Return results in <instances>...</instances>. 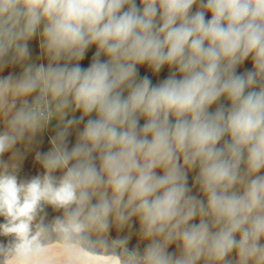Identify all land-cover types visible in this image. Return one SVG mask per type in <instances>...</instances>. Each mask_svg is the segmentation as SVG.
<instances>
[{
	"label": "clouds",
	"instance_id": "obj_1",
	"mask_svg": "<svg viewBox=\"0 0 264 264\" xmlns=\"http://www.w3.org/2000/svg\"><path fill=\"white\" fill-rule=\"evenodd\" d=\"M41 25L47 66L25 64ZM9 64L25 66L0 78V157L59 124L36 154L42 176L20 181L18 153L0 159V235L13 237L0 264H264V0H0ZM138 65L174 70L153 86ZM45 205L63 215L46 224ZM134 217L143 251L107 238Z\"/></svg>",
	"mask_w": 264,
	"mask_h": 264
},
{
	"label": "rangeland",
	"instance_id": "obj_2",
	"mask_svg": "<svg viewBox=\"0 0 264 264\" xmlns=\"http://www.w3.org/2000/svg\"><path fill=\"white\" fill-rule=\"evenodd\" d=\"M138 6L140 5V0H137ZM197 5L193 6L192 12H195L197 10ZM206 19L211 18V13L206 12ZM43 25H41V28L38 29L37 34L28 41V48L30 53V58L25 62L39 65L43 63L45 66H47L48 60L47 58L42 54V50L40 49V31L42 30ZM97 50L96 45H92L89 47V49L86 50L85 57L79 61V64L82 68L87 69L91 66L93 55L95 54ZM107 57L104 55H101V60H106ZM64 61H61V64H63ZM75 63V62H73ZM25 64H9L7 67H5L2 71H0V78L7 77L9 74L19 77L21 73L23 72V68ZM253 67V61L251 57H249L243 64L238 66L237 73H243L246 70H251ZM138 72L139 77L143 78L144 76H148L151 81L152 85L155 86L158 83H162L167 77L170 75L171 71L174 69H170L167 65L163 66L161 71L159 73H153V71L147 66V65H138ZM35 95V94H33ZM127 95V92H125V96ZM32 97H29L31 100ZM221 102L228 104L229 101L225 100L223 97L221 98ZM216 108V105H213L212 108H210V111H214ZM81 115V112H71L69 111V115L67 118H72L73 116L79 117ZM95 113L92 114L91 117H85L84 121H82L78 126H74L71 129H69V135L67 137L68 147L71 148L76 143L78 133L83 130L84 124L86 123L87 119L94 118ZM145 119L141 117L140 124L143 125L145 123ZM59 124V121L56 119H53L47 128L43 130L42 132H38L34 139L29 142L27 137L25 140L18 142L13 149L3 154L0 159H2L5 162H11L13 153H18V156L15 160V162L19 165L17 170V176L18 180L20 181H27L30 180L33 177H36L38 175L42 176L44 174V169L39 161L36 160V154L37 152L40 153H47L52 145H51V137L55 136L57 131V125ZM5 128V124L2 120H0V131H3ZM228 137H225L227 139ZM223 143V141H221ZM158 174H162V170L157 169ZM198 173V169H195L193 171H190L188 173V180L187 185L192 189L191 194L196 195L198 197L204 198L203 193L199 191V186L194 185V178ZM63 174L61 170H57L54 173V176L60 177ZM264 174V169L261 170V173ZM206 199V198H205ZM63 215V209L56 210L51 205H45L44 211L39 214V216L44 217V222L51 223L53 219L57 216ZM38 216V220H39ZM4 218L0 216V223H4ZM194 223L199 222V218L197 217L194 221ZM131 227H125L123 230L118 229L114 224L111 226L109 233L107 234V238L109 241L113 239H122L125 236H130L129 242L127 247L129 249H134L139 245V248L141 251L146 247V245L150 242L148 240H142L139 235V221L137 218H133V220L130 222ZM239 238V234H237V239ZM13 241V237L11 236H3L0 235V244H3L7 246ZM168 251L170 253H175L176 255L180 254L179 247L176 243L169 246ZM231 258H236V253L233 252L231 254ZM198 264H203V261H199Z\"/></svg>",
	"mask_w": 264,
	"mask_h": 264
}]
</instances>
